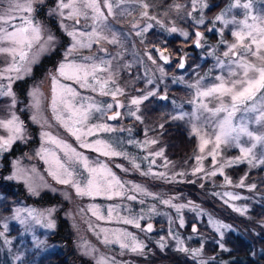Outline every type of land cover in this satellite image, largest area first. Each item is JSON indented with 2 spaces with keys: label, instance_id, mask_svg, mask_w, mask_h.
Returning a JSON list of instances; mask_svg holds the SVG:
<instances>
[{
  "label": "rangeland",
  "instance_id": "374dc122",
  "mask_svg": "<svg viewBox=\"0 0 264 264\" xmlns=\"http://www.w3.org/2000/svg\"><path fill=\"white\" fill-rule=\"evenodd\" d=\"M59 2L60 0H43L42 3L33 4V12L14 10L12 13L14 18L8 25L0 21V26L13 31L11 25L20 26L22 24L20 17L31 16L34 22L41 27V39L33 44L29 50L28 61L25 63V67L30 66V72L25 73L21 69L22 78L13 79L11 82L16 103L9 109L11 98L0 96V119H11L14 114L22 122L24 128V139L15 140L7 151L0 153V184L14 191L19 189L23 192V195L12 200H7L0 192V233L3 234L0 235V264H40L48 260L56 251L67 254V259L72 264H98L101 260L106 261V264H111L113 259L117 264H168L167 262H150L146 259L158 260L160 253L166 249L178 250V241L182 242L180 246L189 250L187 253L182 252L184 255L199 264H207L208 261L202 255L205 238L197 230L194 232L193 227L190 233L184 232L188 215H193L197 221L205 220L218 235V244L221 245V239L229 230H238L237 226L226 222L222 214L247 216V210L251 205L262 199L261 193L251 187L255 184L248 183L245 176L232 180L226 174L227 168L239 164L247 165L248 169L264 166L252 167L246 160L239 162L237 158L241 157L242 153L235 143L222 144L217 150L216 162L213 163L209 152L214 147V126H209L205 122L209 113H204L199 119L191 116L194 104L190 102L195 100L196 90L189 86L198 80L201 81L202 86L211 85L216 82L215 76L227 73V68L217 67L218 58L224 60L226 65L228 59L231 58L224 57L223 53L227 50V44H221L220 41L223 39L228 44L235 43L236 40L231 33L238 29V25L225 26L222 21H217L215 18L223 15L227 20H247L248 23H252V17L255 16L259 21L264 19V0H229L213 16L207 15L210 6L208 0H200L195 9L190 6V0H146L150 5L149 16H155V20L141 17L140 13L144 9L139 2H130L121 6V9L128 10L127 13L123 16L117 14L116 17L109 18V23L119 34V45H112L101 40L98 44L94 43L92 48L79 49L71 56H68V49L71 48L73 41L67 33L72 30L74 22L62 18L54 11ZM237 3L239 6L230 7ZM244 3L250 4V8L244 9L242 7ZM204 4L207 6L203 7ZM175 5L183 7L177 10ZM8 6L9 0H0V10L7 9ZM121 9H117V13ZM63 11L67 16L69 10L64 9ZM189 12L191 16L188 15ZM201 17L203 23H197L196 21ZM80 20L81 23L75 25L77 29H82L85 23L83 17H80ZM157 21H161L163 26ZM88 23L91 24V21ZM133 24H138L140 28L146 24H152L153 27L137 36L136 31H139V28L133 29ZM172 27H175L177 31L174 33L167 31ZM150 32H153V35H150ZM196 32L201 33L198 47L195 46ZM183 33H187V36ZM105 34L111 38V33ZM48 35L54 37V41L50 44H46ZM175 36L182 39L177 53L166 47L168 42L164 40V38ZM152 39H158L162 44L152 43ZM45 44L47 50L40 52L41 45ZM153 45H159L162 49L171 52L172 65L166 66L157 58L152 51ZM188 48L199 50V62L196 64L192 63V52ZM100 49L106 51H100ZM117 53L119 56L116 55ZM147 54H151L155 63L148 59ZM92 55L112 61L111 75L116 82L115 86L122 90V94H118L116 100L123 107L114 106L112 110L104 114L102 120L92 121L93 123H107L115 130L109 133L100 132L96 136L87 138L89 140L106 139L113 143L118 141L117 150L127 155V158L98 157L109 164L117 178L124 184L123 196H113L111 199L104 194L94 197L80 196L71 184L58 183L49 174L50 171L56 170L53 157L41 151L43 148L63 158V152L43 137L44 132H50L53 136L71 143L73 147H77L78 151H82L90 158H97V153L78 147L75 138L71 137L54 118L51 108L53 76H57L59 81L56 84L58 99L63 85L72 84L83 96H92L97 102L114 103L111 96H100L98 92L80 88L74 81L58 76L57 69L60 63L65 61L66 56L77 63H88L83 61L82 57ZM182 55L186 58V67L180 70L178 66ZM113 57L116 58L113 59ZM33 59L35 62H32ZM249 59L257 65L262 63L254 57ZM10 62L11 57L0 53V70H3ZM109 74L107 71L97 73L102 78H107ZM8 75L15 77L17 73L13 71L9 74L0 71V84L9 83L6 79ZM174 86L186 88L189 95L182 96L169 91ZM109 87H113L111 82ZM34 91L40 100L39 110L33 107L32 94ZM149 92H154L155 95L142 100L139 105L131 104L133 98H142ZM258 100L259 95L256 101L247 103L251 105ZM158 101H161L163 114H169L170 120L183 123L189 133L197 138V150L189 159L179 162L171 160L165 152V143L159 136L163 123L157 126L160 132H153L155 127L146 123L145 114L149 110L147 104L153 105L154 102L158 104ZM217 104L218 101L212 100L209 107H215ZM116 111H119L121 116L116 120H107L106 117L115 114ZM132 112H135L140 120L131 115ZM181 113L188 115H185L183 119H173ZM197 115L200 114L197 113ZM223 115L221 114L219 118ZM257 115H259L258 112H238L233 122L234 124L247 123L254 135L264 134V126L254 122V117ZM33 116H36L35 121L32 119ZM194 124L198 132L193 131ZM121 129L124 130L121 131ZM8 135L6 129L0 128V136L6 138ZM202 138L210 140L204 145L203 152L201 151ZM129 141L132 142L129 143ZM239 143L241 146H250L249 138L245 135H241ZM158 151L162 152L161 156L153 155ZM254 152L258 157L261 156L264 146L257 144ZM197 157L201 159L197 160ZM230 161L231 164L228 163ZM117 164L121 167H115ZM134 164H139L140 167L137 169L133 166ZM196 168H201L202 171L195 172ZM123 169H128V171L125 172ZM80 170L84 171L82 167ZM212 171H216L217 174L210 175ZM145 172L148 175H144ZM161 173L164 174L165 179L159 177ZM84 175L87 176V172H84ZM9 177L16 178L9 179ZM225 177L231 183H227ZM76 179L80 178L76 177ZM242 180L243 186H239ZM137 185L154 195L147 196L143 192L135 191ZM192 185L194 189L190 188ZM32 189H35V192ZM188 192L195 193L203 201L192 200L188 197ZM225 193L231 195H225ZM44 195L50 196L51 202H27L24 198L27 196L36 200ZM129 195H136L137 199L128 200ZM233 197L238 198L233 199ZM141 200L144 201L143 204L140 203ZM162 200H170L171 204L185 205V207L177 211L170 204H163ZM6 204L10 207L9 212L3 211ZM109 208L115 209L110 221L97 219L99 215L107 217ZM153 208L155 211H152ZM120 217H143L139 220L141 229H146L148 224H152V231H141L133 225L118 222ZM181 219L184 221L183 227L180 226ZM48 223L54 226L49 228ZM219 225L228 227L217 230ZM103 229H107L108 232H102ZM121 229L132 233L136 241L144 245L142 254L132 252L130 247L128 249L120 247V243L131 245L130 237L120 239L115 243H103L105 235L110 241H116L117 233ZM161 237L164 238L163 243L166 245L163 250L159 247ZM193 241H200V245L193 246ZM195 250H199V255L194 257L192 253Z\"/></svg>",
  "mask_w": 264,
  "mask_h": 264
},
{
  "label": "snow or ice",
  "instance_id": "6c2138e0",
  "mask_svg": "<svg viewBox=\"0 0 264 264\" xmlns=\"http://www.w3.org/2000/svg\"><path fill=\"white\" fill-rule=\"evenodd\" d=\"M43 0H9V6L7 9L0 10V21L4 25H8L13 19V11L19 10L23 12H33L34 3H42ZM130 2H139L140 6L144 9L140 13L141 17L147 18L149 20H155V16H149L148 9L150 5L146 0H60L54 9L62 18L72 20L74 22L72 30L68 31V35L72 37V46L68 49V56H71L73 52L78 51L82 48H92L93 44H98L101 40L107 41L112 45H119L120 39L119 34L115 31L112 25L109 23L110 17H116L117 14L123 16L128 12L126 8L121 9V6ZM200 0H190V6L196 8ZM207 5L204 4L203 7ZM239 6L230 5V7ZM250 4L244 3L242 7L244 9L250 8ZM171 7V6H170ZM176 9L179 10L181 5H175ZM64 9H68L67 16H65ZM117 9H121L117 13ZM130 14V13H128ZM191 16V13H188ZM80 17L84 18L85 23L82 29H77L75 25L81 23ZM22 24L20 26L11 25L14 29L13 31H8L7 27L0 26V53L11 57V62L3 69L0 70L3 73H12L15 71L17 75L12 77L11 75L6 76L9 80L7 85L0 84V96L10 97L11 104L8 105L10 109L16 103L15 94L11 88V82L13 79H20V71L23 69L25 73L30 72V66L25 67V63L28 61L29 50L33 47V44L41 39V27L39 24L35 23L31 16L25 18L20 17ZM217 21H222L225 26L229 24H237L238 29L233 30L231 35L235 38V43L228 44L227 41L223 39L220 41L221 44H227V50L224 51V57H231L227 61V65L224 60L218 58L217 67L221 69L227 68L226 75L215 76V83L211 85L202 86L201 81H197L195 84L189 87L194 88L195 100L190 103L194 104V110L191 116L195 119H199L204 113H209L210 115L205 118L206 124L209 126H214L213 130L215 133L214 147L209 152L212 157L213 163L216 162L217 150L220 146L228 145L230 143H235V146L239 148L242 156L237 158L239 162L247 161L252 167L257 165L264 166V152L261 156H257L254 152L257 144L264 146V134L254 135L253 131H250L247 123L234 124V118L238 112L245 113H259V115L254 117V122L264 126V19H260L253 16L252 23H248L247 20L236 21L227 20L223 15L217 16L215 18ZM91 21V24L88 23ZM197 23H203V18L201 17L196 21ZM163 26L161 21H157ZM67 27V26H65ZM152 24H146L143 28H140L138 24H133L132 28L137 29L136 35L139 36L143 32L152 28ZM91 29L90 31L87 29ZM169 32H176L175 27L167 29ZM105 33H111V38ZM187 36V33H183ZM197 40L195 41L197 46H200L201 37L200 32L195 33ZM54 41L52 35H48L46 44H50ZM247 41V42H245ZM7 44L8 46H3ZM46 44L41 45L39 51H46ZM239 49V50H238ZM100 51H106L105 49H100ZM158 51V50H157ZM119 56V53L116 54ZM148 59L153 60L151 54H147ZM254 57L261 61L260 65L253 63L249 58ZM116 57H113L115 59ZM160 58L167 61V57L162 53ZM83 61L88 63H77L75 60H69L65 57V61L61 62L57 72L59 77H63L65 80L74 81L79 85L80 88L90 90L91 92H98L100 96H111L114 103H106L103 101L97 102L92 96H83L77 91L72 84H64L62 91L60 93L59 99L57 98L56 84L59 82L57 76L52 77L53 87H52V99L51 108L54 114V118L61 124V126L70 134L71 137L75 138L80 149H89L92 152L98 154L96 159H92L85 155L82 151H78L77 147H73L71 143L66 142L63 139H59L53 136L50 132H44L43 137L49 140L52 144H55L63 152V158L57 155L55 152H48V150L42 148V152H46L48 155L53 157V162L55 169L50 171V175L58 181L60 184H71L77 195L80 196H91L104 194L108 199L113 196H123L124 184L120 179L117 178L115 172L105 161L100 160L98 157L103 156L109 159L114 157H125L126 153L117 150L116 143L106 139H87L90 136H96L100 132L109 133L114 131L113 127L107 123H93L94 120H102L104 114L114 108L123 107L116 97L118 94H122V90L115 86V80L110 72L111 60L105 59L103 57H98L95 55L82 57ZM32 62H35L33 59ZM155 63V60H153ZM104 67H101V66ZM180 68L184 67L183 62L179 64ZM107 71L110 74L107 78H102L97 75L98 72ZM161 72L163 69L161 68ZM113 85L112 88L109 87V83ZM151 83V81H149ZM33 107L40 109V100L36 96V92H33ZM155 95L154 92H149L142 98H133L131 100L132 105H139L142 100H147L149 96ZM259 95V100L253 102L249 105L248 101H256V97ZM165 99L166 97H161ZM212 100L218 101L217 106L209 107ZM63 112V114H62ZM197 113L200 115L198 116ZM96 114H100L97 116ZM136 116L137 120L140 117L136 115L135 112L130 113ZM221 114H224L222 118H219ZM187 113H181L179 116L173 117V119H183ZM121 116L119 111L115 114L107 116V120H116ZM32 119L35 121L36 116ZM47 123V121H46ZM49 127L51 125L49 124ZM162 127V126H161ZM0 128L6 129L9 135L5 138L0 136V153L7 151L15 140L24 139V128L22 122L14 114L11 119H0ZM124 129H121L123 131ZM193 131L198 132L196 125H193ZM241 135H245L249 138L250 146H241L239 143ZM132 141H129L131 143ZM210 142L209 139L202 138L201 151L204 150V145ZM147 143V142H146ZM155 143V141H151ZM40 153H38L39 155ZM153 155L161 156L162 152H155ZM147 159V157H145ZM201 157H197L200 160ZM154 163V161H150ZM231 164L232 162H228ZM135 168H139V164L133 165ZM84 170L83 172L80 170ZM115 167L120 168L121 165L117 164ZM125 172L128 169H123ZM195 172L202 171L201 168H196ZM87 172V176L84 175ZM148 175L147 172L143 173ZM216 171H212L210 175L215 176ZM183 175V173H181ZM76 177L80 179L77 180ZM161 179H165L163 173L159 174ZM16 177H9L13 179ZM227 183H231L230 180L225 177ZM203 186V185H202ZM239 186H243V180ZM255 188V185L251 186ZM35 192V189H32ZM135 191L143 192L147 196H153L151 192H147L142 189L141 186H135ZM225 195H231L230 193H225ZM238 197H233L236 199ZM128 200H136V195L127 196ZM163 204H170L172 207L179 211L185 205H175L171 204L170 200H162ZM141 204L144 203L143 200L140 201ZM115 209L109 208L107 210V217L104 215H99L97 219L99 220H111L113 212ZM241 211L240 209H236ZM152 211H155L153 208ZM31 215V213H30ZM95 215V213H94ZM143 217H120L118 222H122L125 225H133L137 229H141V224L139 222ZM22 223L24 221H21ZM184 221L181 219L180 226L183 227ZM54 225L48 223L47 227L51 228ZM152 224H148L146 229H141V231H152ZM227 225H219V228H226ZM107 233V229L101 230ZM193 231H196L195 226H193ZM0 235H3L0 233ZM99 235V233H98ZM118 239L116 241H110L105 235L103 240L104 244L119 242L120 239L130 237L132 244L120 243L122 249H128L137 254L143 253L144 245L136 241V237L126 230H119L117 233ZM163 237H161V243L159 247L161 250L165 248L163 243ZM182 242L178 241V250L187 253L189 250L180 246ZM223 248V245H220ZM123 254V253H121ZM192 255L195 257L199 255V250H195ZM98 264H106V261L101 260ZM111 264H117L115 259L111 261Z\"/></svg>",
  "mask_w": 264,
  "mask_h": 264
},
{
  "label": "trees",
  "instance_id": "16d2710c",
  "mask_svg": "<svg viewBox=\"0 0 264 264\" xmlns=\"http://www.w3.org/2000/svg\"><path fill=\"white\" fill-rule=\"evenodd\" d=\"M180 1V0H179ZM229 0H208L210 6L207 15L213 16L218 13L221 8L228 3ZM153 35V32H150ZM167 40L166 47L172 49L174 53L179 52L178 46L182 39L178 36L173 38H164ZM152 43L162 44L158 39H152ZM192 52V63L199 62V50L188 48ZM205 67V66H203ZM169 91L174 94L189 95L186 88L174 86ZM149 110L145 114L146 123L155 127L153 132H160L157 126L163 123L160 133L161 140L165 143L166 154L171 160L184 161L189 159L197 150V138L189 133L188 128L180 122L170 120L169 114H163L161 101L147 104ZM226 174L232 179L237 180L245 176L250 184H255V188L262 195V199L258 203H253L247 216H235L233 214H222L223 219L237 226L238 230H229L221 239L223 248L218 244V235L207 225L205 220L197 221L193 215H188L187 223L184 227L185 233H190L193 226L205 238L202 255L206 258L207 264H264V167L248 169L247 165L239 164L227 168ZM194 189V186H190ZM0 192L4 194L7 200L17 199L23 192L19 189L15 191L12 188L4 187L0 184ZM188 197L196 202L201 200L195 193L188 192ZM27 202L48 203L51 202L50 196L44 195L39 199L32 200L30 197H24ZM4 207L5 212H9L10 207L7 204ZM158 223V222H156ZM200 245V241H193V246ZM150 262H167L168 264H199L195 260L190 259L179 250L166 249L160 253V258L146 259ZM84 262V260H81ZM40 264H72L67 259V254L56 251L51 257Z\"/></svg>",
  "mask_w": 264,
  "mask_h": 264
},
{
  "label": "water",
  "instance_id": "95a60500",
  "mask_svg": "<svg viewBox=\"0 0 264 264\" xmlns=\"http://www.w3.org/2000/svg\"><path fill=\"white\" fill-rule=\"evenodd\" d=\"M195 46L198 47V46L196 45V43H195ZM152 50H153V52L155 53V55L157 56V58H158L162 63H164L165 65H171V63H172V59H171V53H170V51H168V50H162V49L160 48V46H158V45H154V46H152ZM157 50H158V51H157ZM161 53H162L164 56L167 57V61H165V60H163V59L160 58V54H161ZM181 62H183L184 67H183V68H180V67L178 66V68H179L180 70L184 69L185 66H186V59H185V56H181V58H180V63H181ZM109 116H110V115H109Z\"/></svg>",
  "mask_w": 264,
  "mask_h": 264
}]
</instances>
